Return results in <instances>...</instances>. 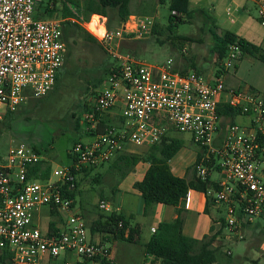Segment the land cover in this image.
I'll return each instance as SVG.
<instances>
[{"label":"built area","instance_id":"1","mask_svg":"<svg viewBox=\"0 0 264 264\" xmlns=\"http://www.w3.org/2000/svg\"><path fill=\"white\" fill-rule=\"evenodd\" d=\"M250 1L264 29V0ZM36 2L0 0V118L28 100L44 97L64 60L63 20L34 18ZM65 21L82 28L115 63L114 73L102 82L82 121L93 129L99 117L118 104L122 123L87 143H73L68 151L70 164L49 168L42 180L27 178L29 170L43 161L36 152L22 144L8 149L0 161V264H55L60 254H74L77 264H115L109 257V241L88 240L81 217L73 212L72 199L62 197V192H73L76 173L109 162L124 144L150 147L168 130L187 134L202 151L194 165L195 176L203 181L214 171L217 179L213 181L215 189L201 194L221 209L229 238L241 240L244 227L264 214V100L250 90L225 89L220 79L210 84L192 71L173 72L170 60L151 66L119 53L120 42L149 34L150 17L128 16L109 31L105 19L97 15ZM238 57V46H228L220 62L222 71L230 70ZM218 105L250 117L252 127L245 131L229 124L222 136L216 137ZM40 207L61 217L53 233H41L32 224L33 213ZM97 208L112 211L104 201H98ZM121 227L117 222L116 228ZM61 264L69 263L64 259ZM142 264L160 262L147 257Z\"/></svg>","mask_w":264,"mask_h":264},{"label":"rangeland","instance_id":"2","mask_svg":"<svg viewBox=\"0 0 264 264\" xmlns=\"http://www.w3.org/2000/svg\"><path fill=\"white\" fill-rule=\"evenodd\" d=\"M141 1L154 5L156 0H130V9L138 10L137 4ZM60 8V0H37L34 7L35 17L41 20L61 21ZM68 8L73 11V7L68 6ZM188 8L201 14H195L192 19L176 24L172 32L168 34L167 8L165 5L155 6L154 13L147 16L152 18L156 25L155 33L140 39L144 42V48L135 56L129 51L119 49L117 51L135 57L146 65L159 66L170 60L172 66L180 59L181 62L200 69V66H206L209 64L208 60L210 63L212 60L208 50L211 44L209 31L218 36L228 32L254 45H259L260 39L264 40V29L259 26L256 18V6L250 0H188ZM175 37H184L187 41L175 40ZM72 42L68 62L65 64L56 88L37 101L19 108L7 120H2L1 116L0 161L5 159L8 149L22 144L33 149L50 169H61L70 164L67 153L72 144L84 141L81 131L86 127V123L82 121L84 113L82 106L83 104L86 107L91 105L93 95L95 96L105 80L102 77L103 70L110 66L114 67L115 63L102 48L100 50L94 45L76 40ZM181 50L185 52L181 53ZM201 77L205 82L208 80L205 75ZM99 78L103 80L101 84L96 83ZM225 85L229 88L237 87L239 91L250 88L264 100V65L243 57L234 71L229 70ZM114 121L119 123L118 119ZM241 121L247 120L236 119L234 123ZM166 137L181 143L178 151L169 159L167 166H177L186 179L191 170V161L199 149L190 141L187 134L168 130ZM123 146L121 154H126L128 147L137 152L141 150V147L130 144ZM114 158L97 166L95 170L88 171L80 183L86 189L80 197L75 195L76 210L87 211L94 217L107 214L108 212L98 210L99 199H103L110 210L115 209L117 195L122 193L119 186L125 176L119 179L116 168H109ZM100 167H102L101 170ZM213 177L214 175H211V178ZM46 208L40 207L32 216V220L35 217L38 218L40 227H43L52 217ZM220 217L223 219L224 215L221 213ZM85 230L87 233V224ZM223 232V238L219 237L217 241L215 240L214 245L219 247L220 258H226L227 262L224 264H251L249 259L254 258V254L248 250L249 242L255 246L258 244V238L254 236L253 241H249L250 238H248L249 242H247V228L241 231V240L229 238L226 230ZM148 236L147 230L141 228L136 242L113 240L107 243V247L114 260L120 258L122 264H142L148 257L142 248V243ZM119 248L122 250L120 251ZM226 252L227 256H225ZM64 259L69 264L77 260L74 254H60L55 264H61Z\"/></svg>","mask_w":264,"mask_h":264},{"label":"trees","instance_id":"3","mask_svg":"<svg viewBox=\"0 0 264 264\" xmlns=\"http://www.w3.org/2000/svg\"><path fill=\"white\" fill-rule=\"evenodd\" d=\"M60 1V18L63 20L60 24V30L65 45V56L60 71L57 73L53 86L50 89L51 92L56 88L62 76V72L64 71L65 64L68 62L71 45L73 43L72 41L76 40L88 43L101 50L100 45L82 30V28L75 23L65 21L67 18H82V20H86L90 15H97L105 19V29L109 31L116 28L128 16L147 17L149 14L152 15L154 13L155 6L165 5L168 11L166 30L168 34H170L176 24H181L192 19L195 14H201V12L189 10L188 0H156L154 5L141 1L137 4L138 10L136 11L130 9V0ZM68 6L73 7V11L69 10ZM171 12H173L174 15H171ZM35 16L34 13V18H36ZM155 28L156 25L153 23L149 34L153 35L155 33ZM208 34L211 40L210 54L213 57L215 66L219 67V69H221L219 64L224 58L228 46L233 44L239 48L238 60L242 57H249L264 65V50L260 47L239 39L228 32L220 36L210 31ZM174 39L187 41L184 37H175ZM219 69L216 71L215 75L221 73ZM114 71L115 68L110 66L103 70L102 77L105 79L113 74ZM194 73L198 74L197 72ZM179 74H184V72H179ZM102 81L103 80L99 78L96 83L101 84ZM33 101L35 100H28L25 105ZM82 108L84 113H89V107H86L85 104H83ZM13 113H4L2 115V120H7ZM216 113L219 117L224 116L229 120L239 115L238 110L231 109L224 105H218ZM121 122L122 120L120 119L119 123L121 124ZM109 128L110 126L97 121L93 129L88 128L86 124L85 133L93 137L105 133ZM180 146V142L165 136L162 137L157 144L148 147L147 151L141 156L127 154L117 155L111 162L109 168H116L119 179H122L135 162L142 161L146 163L147 168L142 179L132 185V189L141 200V212L144 214L146 209L151 205L169 206L173 208L174 218L168 223L157 224L154 228V233H152L146 243L142 245L143 252L146 256L152 257L159 261L160 264H214L217 259H220L219 247H212V243H214L224 231L221 218H219L216 223L217 229L213 231V229L210 228L209 235L202 237L200 240L186 238L181 235L183 211L178 205L185 198L187 191L192 190L204 194L208 189H215V185L209 180L210 172L207 173L203 181H200L195 176L194 165L201 156L202 151L200 150L191 167L190 171L192 177L190 180H184L171 175L167 163L178 151ZM67 157L69 159L68 153ZM84 170L86 169L80 171ZM48 172V165L42 161L29 170L27 178L42 180L48 176ZM62 197L72 199L73 192H62ZM209 202H211L209 198L205 197V205ZM117 222H121L122 224L120 229L116 228ZM245 228H247V226L244 227V229ZM89 232L127 243L136 242V236L138 235V230L135 226L129 228L122 217L115 213L97 216L96 220L90 225ZM82 264H87V262Z\"/></svg>","mask_w":264,"mask_h":264},{"label":"crops","instance_id":"4","mask_svg":"<svg viewBox=\"0 0 264 264\" xmlns=\"http://www.w3.org/2000/svg\"><path fill=\"white\" fill-rule=\"evenodd\" d=\"M258 44L259 45H256V46L264 50V40L260 39ZM144 46L145 45L142 40L141 41L140 40H127V41L120 42L117 45V49L121 51H129L133 54V56H135L137 55L139 51L142 50V48H144ZM210 48H211V44L208 49L209 52H210ZM209 56L212 57L211 54ZM132 58L136 59L135 57H132ZM242 58H240L233 65V67L231 68L232 71H234L238 67V64ZM211 59H212L211 63L208 60L209 64H207L206 66H200L199 67L200 69H196L195 66H192L191 64H188V63L185 64L184 62H181L180 59L178 63L172 66L170 65V66L173 72L187 73L189 71H194L200 74L201 76L205 75L206 78L208 79L206 80V82L210 84L213 83L214 80L220 79L222 86L225 89L238 90L237 87L229 88L225 85V80L228 77L229 70L222 71L221 69H219V67L215 66L213 57ZM188 67L190 68V70ZM218 69L219 71H221V73L215 75ZM247 90L255 92L251 90L250 88L245 89L244 91H247ZM223 99L224 97L222 96L220 100L222 101ZM114 119L120 120L118 104H116L115 107H113V109L110 110V112H107L106 114L101 115L98 121L110 127H119L121 124L116 123ZM236 119L238 120L245 119L247 121L246 122L241 121L236 124L234 123ZM250 121L251 119H249L248 116L246 115H238V116L231 118L230 120L227 117L220 116L219 121H218L216 137L222 136L227 125L229 124H235L245 129V131H248L252 127ZM81 135L84 138V141H80L77 143L84 144V143H87L92 138L91 136L85 133V127H84V130L81 131ZM147 149L148 147L141 146V150L137 152V151H134L133 148L128 147V150L126 149L127 151H125V149L123 151H125L127 155L141 156L147 151ZM120 154L121 153L117 155H120ZM195 158L196 156L193 157L191 161V167L195 161ZM146 168H147L146 163L142 161L135 162V164L131 167V169L128 171V173L123 178L121 186H119L122 189V193H119L117 195L115 209L108 212L107 214L106 213L103 214V216L109 215L110 213L118 214L120 217H122V219L125 221V223L127 224L129 228H132L135 226L138 230L136 241L139 238L138 236L140 235L141 228L143 230H147L149 236L145 239V241H143L142 245L145 244L146 241L151 236L150 229H154L156 225L159 223H168L174 218L173 208L169 206L152 205L146 209L144 214L141 212L142 203L137 193H135V191L132 189V185L136 182H139L142 179ZM168 168H169L171 175H173L174 177L181 178L184 180H190L192 177L191 171L189 172V175L185 179V176L184 175L182 176V173L178 169L177 166L169 165ZM99 169L101 170L102 167H100ZM91 170H95V169H86L84 171H79L74 176L75 190L73 191V198H72L73 212L81 217L85 227L87 224V228H88L87 235H88V240L90 242L109 241L111 243L113 241L111 237H104V236H100L97 233L89 232L90 225L92 224V222L96 220L97 217H94L93 215L89 214L87 211L81 212L80 209L78 210L75 209V204H74L75 195L77 197L78 196L80 197L82 193L84 192V190L86 189V187L81 185L80 183L83 180V178L86 177L88 171H91ZM211 175H214V177L211 178ZM216 179H217V175L215 174V172L214 171L210 172L209 180L213 182ZM98 201H103V199H99ZM178 207L183 211V223L181 226V235L183 237L194 239V240H200L202 237L209 235L210 228H212L213 231L217 229L216 223L219 220V218H221L220 217L221 209L217 207L216 205H214L212 202H209L208 204L205 205V198L203 197L201 193L195 192L192 190L187 191L185 198L179 203ZM46 209L48 210L49 215L52 216L51 220L45 223L43 227H40L38 218L35 217L34 220H32V224L35 227H37L41 233L50 234V233H53L59 227L60 223L62 222V219L54 211L48 208ZM35 216H37V214ZM150 224H154V226H150ZM223 235H224V232H222L220 237L222 238ZM254 236H256L255 238H258L259 241L257 245L252 246V243L249 241H253ZM248 238H250V240ZM247 242H249V245H250L248 248L249 252H252L254 254V258L249 259L250 263L258 264L260 262V264H264V214L256 218L251 225L247 226ZM214 246H215L214 243H212V247ZM119 250L121 251L122 248H119ZM248 255L249 254L247 253V256ZM109 257L115 264H122L120 258H117L116 260H114L112 253H110V251H109ZM220 259H217V261L214 264H219V263L224 264L225 262H227L225 260L226 258L224 259L221 257ZM78 261L79 260H76L73 264H77Z\"/></svg>","mask_w":264,"mask_h":264}]
</instances>
